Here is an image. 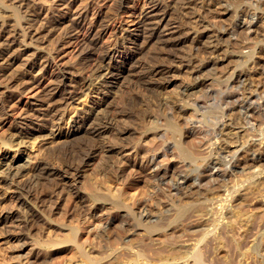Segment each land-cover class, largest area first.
<instances>
[{"label":"rangeland","instance_id":"1","mask_svg":"<svg viewBox=\"0 0 264 264\" xmlns=\"http://www.w3.org/2000/svg\"><path fill=\"white\" fill-rule=\"evenodd\" d=\"M220 1L223 6H217L214 0H139L140 9L155 2L158 12L166 10V17L179 24L175 39L171 43L146 42V30L124 24L95 46L89 48L83 42L68 53L69 59L62 65L65 74L75 81L76 91L72 97L50 98L46 91L41 92L43 96L30 97L26 89L43 78L36 54L53 52L65 31L63 26L48 29L46 22L59 12L60 0H0V30L12 29L8 39L3 38L9 46L0 45V264H27L24 260L30 250L38 251L39 260L35 258L33 264H106L114 253L116 259L121 258L117 259L120 264L128 251L142 252L141 256L149 259L162 243L153 239L155 235H151L153 240L141 237L140 204L145 203L155 214L154 219L162 217L164 222V217L170 213L169 218L173 212L163 210L170 196L190 201L199 188L224 189L249 167L264 169V158L254 164L247 152L238 151L232 174L220 169L219 164L209 170L213 171L211 178L202 179V187L197 188L191 179L181 190L171 186L178 171L192 175L193 168L204 170L203 158L184 160L177 145L208 157L219 119L216 115H221V108L212 103L219 88L229 79L233 83L236 72H249V66L264 69V0ZM91 2L75 0L72 10ZM243 10L252 18L251 33L237 24ZM102 15L106 23L122 22L113 6L105 8ZM34 29H40L39 36L31 35ZM213 29L224 30L215 64L205 62L204 35ZM241 40H246L248 47H242ZM24 44L30 47L24 49ZM88 51L113 52V58L108 55L103 62L112 70L119 69L120 75L98 84L99 69H95L100 61L97 56L95 61L87 58ZM246 54L251 55L249 59H245ZM263 74H258L261 94ZM194 101L204 108L195 110ZM179 104L187 108L180 111ZM13 105H20L21 110L10 115ZM232 115L230 118L236 114ZM246 132L238 141L253 133ZM256 142L261 149L264 139ZM231 145L230 150L234 147ZM189 164L194 166L189 169ZM147 197L159 205L155 202L153 207ZM117 198L121 204L115 207ZM102 217H108L104 228L97 225ZM172 241L171 245L176 243Z\"/></svg>","mask_w":264,"mask_h":264},{"label":"bare ground","instance_id":"2","mask_svg":"<svg viewBox=\"0 0 264 264\" xmlns=\"http://www.w3.org/2000/svg\"><path fill=\"white\" fill-rule=\"evenodd\" d=\"M74 1L75 0H60L59 5L61 6V8L59 9V12L55 15V17H53L49 21H46L48 22L47 23L48 29H57L63 26V28H65V31L59 37L57 41V48H55L53 52L45 53V54L43 53L36 54L35 60H38L39 65H41L42 67V69L41 67L40 69L43 71V78L36 81L35 84L29 85L27 89L25 88L27 90V95L30 97H33L34 94L35 95L41 94V92L43 93L45 91H46L45 93H48V95H50V98L51 97L53 98L54 96H60L63 98L72 97L71 93L74 92L76 88V83L73 79H71L69 76L65 74L67 71L64 70L62 65L67 59H69L68 53L72 52V50H74L76 46L82 44L83 42L86 45L88 44L87 46H89V48L91 46H95L103 36L107 35L114 28L115 29L119 28L121 25L125 24L126 26L132 25L136 28L139 27V29H143V31L146 30L145 31L147 32L146 42L160 41L163 43L164 42L171 43L175 39L174 33L177 31V28L179 26V24L176 21H171L168 17H166L167 16L165 12L166 10L158 12V6H157L158 4L155 2H153L152 4H147L143 9H140V7H138L139 0H91L93 2H91L90 4L75 6V9L72 10ZM258 1L259 0H257V2ZM221 2L222 1L220 0H214L213 3L214 4L217 3V6H220L222 5ZM251 2L252 1H250V3ZM109 6H113V9L116 11L117 14H119V17H122L121 18L122 22L120 20H115L106 23V21L102 17L103 16L102 14H103V10ZM222 9L226 10V7ZM245 11L243 13L241 12L240 15L238 16L237 24L241 28H244L247 33H251V31L254 30L252 28V18H248L250 17L248 16L250 13L248 14ZM198 21H200V17L198 18ZM160 26H162L161 29L165 30L166 32L164 31H163L164 33L160 32L161 29L160 30L158 29ZM11 30L12 29H5V28L0 30V34H1L0 38H2V40L0 41V45L5 44L9 46L8 44L10 42L7 43L3 41V38L4 39L6 38L7 40L8 37L10 36ZM221 32H224V30L222 31L218 29V31H215L213 29V31L211 30L209 34L204 35V37L207 36V40L205 41L207 43H205L204 41L203 42L205 43V48H206L205 51L208 57L206 61H205L206 58L204 59L205 62L212 64L215 62L214 60L215 53L219 52L218 50L220 49L219 39L221 36ZM40 33H41L40 29L37 30L34 29L31 35L39 36ZM241 41H242L241 43L242 47L244 48L246 46L248 47V45H246L247 43L246 40L244 41L241 40ZM1 46L2 48L4 47V45ZM7 46H5L6 47L5 51L8 49ZM24 47H25L24 49H27L30 46L24 44ZM109 52L102 51V53L100 52L98 54H95L94 52H89L88 54L85 55L87 58L90 59H93L94 56H97L99 58L98 61L100 62L97 63L99 65L96 64L97 66L95 69V70L99 69L98 70L99 80L97 81L98 84L105 83L107 80L115 79L120 75L119 69H117L116 71L112 70L113 68L112 66H109V64L106 65L103 62L105 57L108 55L111 58H113L114 53L112 52L111 54H109ZM250 56H251L250 54L244 55L245 59L246 58L249 59ZM238 57L240 59L242 57V54H239ZM35 63H37V61ZM249 69H250L249 72H246V74L244 72H236L232 79L233 83L230 81V79L226 81L228 82V84L225 85V87H223L222 89L219 88V92L217 91L218 93H216L217 97L213 98L212 100L213 102L211 101L214 104L216 103L217 106L221 108V112H220L221 115L219 117L218 115H216L217 118L219 119L217 120L216 118L218 123L217 124L215 123L216 128H214L215 130L213 132V140H211L209 143L208 147L210 148L207 147L208 149H210V150L207 149L208 151H210L208 157L207 155L204 156L203 155L204 153L201 155V152L194 153L190 148L183 146L181 144L177 145L179 155L180 157H182V159L184 160L190 159L194 161L195 159L200 160V158H203L204 160L203 159L202 160L205 162L204 163L205 165L203 164L204 166H201L204 167V170L203 168H201V170H197L196 168H193L192 170L195 171V172L193 171L194 174L192 173L193 176L189 173H183L179 171L178 173L176 172L177 174L174 175L176 182L171 183V186L173 185V189L175 191H178V189H180L183 183L185 182L187 183L189 179H191L193 185L199 188V186H201V183L203 181L202 179H204L206 176L207 177L209 176L211 178V176L213 175L212 173L213 171L212 170L209 171V170L212 169V167L214 168L216 166L218 168L219 164L223 166V167L220 166L219 168L220 169L223 168V171H226L227 173V171H230L231 167H233L232 165L234 159L238 157L237 155L238 151L247 152V154H249L250 162L253 161L257 162L260 161V159L264 158V145L263 144L261 145V149L256 146V144H258L256 140L260 141V139H264V112L261 113L260 111L261 107L264 109V94H263L264 90H262V94H263L262 95L260 92L261 90H259L262 82L258 83V81H260L258 79L259 78L258 74H263L264 69H259L258 67L255 66H249ZM193 105L195 106L194 107L195 110H201V108H204L203 105L197 101H194ZM177 108L180 109L181 111L182 109L184 110L187 107H185L184 104H179L177 105ZM20 110H21L20 105L17 106L13 105L11 107L10 115L16 114ZM232 114H236V115H234L235 117L230 118ZM258 116H260L259 119ZM235 119L238 124L237 127L239 126L240 128V129L238 128L239 130H236L234 124ZM246 129L253 132L252 135L242 139V141L241 140L238 141L240 134L243 137L245 136L243 133L246 132ZM253 135L257 138H252ZM258 135L260 136L259 138ZM231 144H234L232 150L228 148L230 146H233ZM254 146H256L257 148H254ZM227 156L229 157L228 159ZM185 162L186 161H183V165H186ZM187 163L189 162L187 161ZM199 163L200 161L197 164ZM193 164L195 165L194 162ZM193 164H189V169H191L190 168L191 165L192 167L194 166ZM261 165L262 164L260 163L259 166L261 167ZM262 168H258V167L255 168L254 166L253 168L251 167H249V169L247 168L248 171H246L242 175H239L241 177H239V179H236L228 187L221 189L219 186L221 190L218 189L217 186L215 189L211 188L210 186L209 187L206 186L203 189L199 188L197 189L198 191L195 190L198 193L190 201L182 200L183 198L182 196L181 199L180 198L174 199L172 196H170L169 198H167L169 200L165 202L166 203L164 205L165 207L162 208L163 210H167L168 212L169 210H173V212H171L172 216H169V218L167 217L170 213L167 215V217H164L165 215L163 216L164 218H166L163 219L164 222H162L161 220L162 217L160 219L158 217L155 218L161 221L158 222L157 220V222H154L155 214L152 215L148 211V206L146 207L145 203L140 204L141 207L139 208L140 209L139 217H141L142 221L138 222V224L141 225V227L138 228L142 229L143 231L140 234L141 237L142 235H145L147 239L148 237L152 239V237L154 236L151 235H155V238L153 239L155 241H157V239H160L162 244L160 248L158 247L156 248L155 252H153L154 254L152 253L154 257L151 258L149 257V259L148 258L146 259V257H142L140 254L142 252L132 253L128 251L127 254L124 255L126 257L124 258L123 263L120 264H264V169ZM204 171H209V172H204ZM162 173L163 174L161 173L160 174L164 175L165 172L163 171ZM223 173H221V175ZM171 190L170 192H172ZM150 200H152V197ZM144 202H146V200ZM155 202H151V205L152 203L155 204ZM113 203L115 207H118L121 204L118 198L115 201H113ZM148 204L150 203L148 202ZM157 204L158 203L156 202L155 205ZM152 206L154 207V205ZM160 214H163L161 213V210H160ZM156 215L159 216V214ZM107 218L108 217L100 218L97 225L99 224L104 228L108 222ZM129 227L131 226L129 225ZM129 231L131 230L129 229ZM189 234L191 236H189ZM188 237H190L191 240L189 242L190 244L188 243L189 240ZM137 239H141V238H137ZM172 240L176 241V243L174 241L175 244L173 245H171V243L173 242ZM185 244H189V246ZM27 254L28 256L24 260L25 263L33 264L34 262H36L38 251L30 250L28 251ZM116 257H117L116 253L112 254L108 259V262H106V264H119L117 261V259L119 258L116 259ZM35 258L36 260H34Z\"/></svg>","mask_w":264,"mask_h":264}]
</instances>
